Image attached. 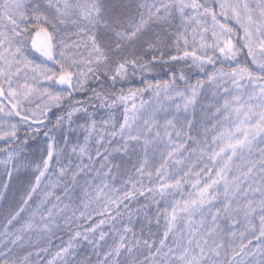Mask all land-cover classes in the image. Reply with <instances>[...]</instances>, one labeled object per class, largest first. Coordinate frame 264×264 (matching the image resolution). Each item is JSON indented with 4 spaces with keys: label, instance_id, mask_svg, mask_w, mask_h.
I'll list each match as a JSON object with an SVG mask.
<instances>
[{
    "label": "snow or ice",
    "instance_id": "6c2138e0",
    "mask_svg": "<svg viewBox=\"0 0 264 264\" xmlns=\"http://www.w3.org/2000/svg\"><path fill=\"white\" fill-rule=\"evenodd\" d=\"M0 264H264V0H0Z\"/></svg>",
    "mask_w": 264,
    "mask_h": 264
}]
</instances>
